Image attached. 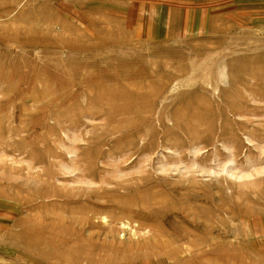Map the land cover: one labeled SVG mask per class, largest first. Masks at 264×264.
<instances>
[{"label":"rangeland","instance_id":"rangeland-1","mask_svg":"<svg viewBox=\"0 0 264 264\" xmlns=\"http://www.w3.org/2000/svg\"><path fill=\"white\" fill-rule=\"evenodd\" d=\"M0 264H264V0H0Z\"/></svg>","mask_w":264,"mask_h":264},{"label":"bare ground","instance_id":"bare-ground-1","mask_svg":"<svg viewBox=\"0 0 264 264\" xmlns=\"http://www.w3.org/2000/svg\"><path fill=\"white\" fill-rule=\"evenodd\" d=\"M195 224H196V223H195ZM253 227H254V226H253ZM255 227H256V225H255ZM177 234H178V232H177ZM165 235H166V234H165ZM183 235H184V234H183ZM183 235H182V236H183ZM177 236H178V235H177ZM177 236H176V237H177ZM162 238H163V237H162ZM182 238H183V237H182ZM185 238H186V236H185ZM166 239H167V237H166ZM176 239H177V238H176ZM162 240H163V239H162ZM182 241H183V240H182ZM164 243H166V242H164ZM167 245H168V244H167ZM168 247H169V246H168Z\"/></svg>","mask_w":264,"mask_h":264}]
</instances>
